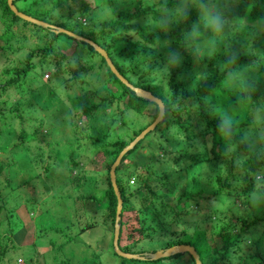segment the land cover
<instances>
[{
	"label": "rangeland",
	"instance_id": "374dc122",
	"mask_svg": "<svg viewBox=\"0 0 264 264\" xmlns=\"http://www.w3.org/2000/svg\"><path fill=\"white\" fill-rule=\"evenodd\" d=\"M91 1L95 5L91 10L94 18L92 14L88 15L90 20L82 28V33L84 37H91L103 47L102 40L106 37L107 41L110 38V33L106 31L105 35L101 34L106 29L100 27L102 21L114 18L113 11L119 9H144L143 13L136 15L131 21L140 26L145 25L143 28L147 31L154 30L153 44L142 39L133 30H130L129 34L133 35L132 40L151 45L152 48L157 47V51L161 52L164 60L162 59L161 66L154 70L156 72L153 74V80L160 82L164 88L168 80L166 75L170 73V70L167 69V64L170 61L165 60L168 59V53H171L169 56H173L175 53L174 60L177 62L180 58V44L173 43L167 31L171 26L170 20H176L181 14H185V9L187 12L192 10L191 15L194 19L191 23L193 28L187 27L188 31L185 33L188 35L185 37H190L192 40V44L187 48L192 56L189 57L190 68L188 71L186 69V72L183 71L181 75L176 73L175 81L186 84L188 90L198 87L204 78H208L212 74L211 69L205 65L202 59L207 60L213 55V52L221 50L214 58L217 64H221L222 62L218 58L230 55L228 38L231 35L228 34L229 31L222 32L217 36L218 42H216L212 39L215 33L198 23L200 0H167L165 2L167 7L162 8H159L160 0H125L124 2L116 0L113 9L105 4V0ZM206 2L215 11L222 14L224 21V14L233 9L236 4V0H206ZM17 6L23 11V14L44 22L52 24L64 22L58 21L62 16L65 17L62 15V10L54 9L45 0L18 1ZM161 6H165V4ZM155 8L164 11L158 12V16L155 15L157 12ZM169 11H173L172 14ZM15 20L14 29L29 30L41 27L34 23H25L20 19ZM232 20L240 21L239 18ZM7 21L11 22L10 18H7ZM231 22V20L225 21L224 26H232ZM244 23L245 20H242L239 25ZM62 24L66 26V29L77 30L70 23ZM2 27L4 24L0 23V29ZM263 30L262 23L257 25V22H254L249 26L245 35L248 43L242 52L249 53L251 41L255 40L254 37L258 31ZM115 34L117 35V30ZM58 35L54 45H58V51L62 50L65 53L62 63L67 71L51 75L50 66L45 67L47 64L37 63L36 67L30 69L24 78L25 82L15 85L17 92L13 91V87H8L5 90L4 105L11 104L10 98L16 97L15 104L18 106V111L13 113L16 117L21 116H19L22 119L21 125L27 132L37 130V134L34 133L36 137L33 142L26 139L31 145L28 150L29 156H32L30 164L35 167L30 168L27 165L28 157H21L19 168L17 164L5 171L15 174V179L11 181L13 189L10 195L13 196L14 192H20L22 189L26 205L32 207L30 210L32 213L37 210L36 213L39 212V215L27 214L24 207L19 212L18 217L23 225L18 226L11 235L13 246L8 243L9 247L0 264H58V262L63 263L64 261L66 264H194L186 252L156 260L121 258L114 254L111 242L112 226L103 217L104 203L99 197L105 186L107 165L113 155L108 151L110 148L104 147L102 144L116 139H124L128 142L129 138L133 137V131H137L149 122L155 107L152 102L146 99L148 101L146 108L142 113H136L129 107V99H132L130 91H127L120 99L109 101L107 97H113L112 93L116 96L124 88L107 72V67L100 56L87 47V44L74 42L62 33H58ZM42 40V38L10 40L4 43V46L8 43L12 48L4 49V51L10 55L12 62L16 59L22 60L26 52L37 46H42ZM121 40H124L122 36L117 38V42ZM256 47L260 51L264 49L262 40L257 41ZM75 51L79 56L78 59L73 54ZM114 57L112 59L116 61L118 58ZM37 60L38 55H35L32 61ZM120 62L132 64L127 60H120ZM9 65V61L7 62L4 58V53L0 54V70L2 71ZM261 65L264 66V60L261 61ZM248 68L249 70L243 76L249 78L246 82L247 86L254 89L256 83L264 79V72L252 66H248ZM132 69L133 72H127L129 79L141 81L143 71L141 65ZM235 82L237 81H228L231 85ZM27 87L33 89L30 90ZM160 90L168 102H172L171 105L176 101L187 102L189 100L187 97L180 96V91L176 90L174 94L176 101H172L169 97L172 94L171 89ZM217 101L220 103L221 110L227 113L228 118H231L226 107L230 100L219 95ZM92 103H99V105L86 116L83 115L82 107L86 108ZM261 103L247 107L245 115H243V111L235 112L238 113V120L247 121L242 129L240 128V132L250 150L264 152V101ZM238 107L244 108V105ZM192 111L196 118H200L198 106H194ZM158 123L155 130H150L145 137L141 138V143H139L141 145L138 149L127 152L115 169L116 175L125 182L132 164L135 165L137 173H144L143 168H147L150 173L146 183L150 188L156 190L157 194L153 201L154 208H146L145 212L135 209L128 210L125 207L122 209L121 219L119 218L118 247L120 249L127 248L131 253H151L164 249L167 242L177 239L191 243L203 264H255L256 261H259V257L255 255L258 260H254L252 254L255 251H264V232L262 231L264 228V159L259 171L247 176L248 180L251 176L249 180L251 182L255 174L256 181L254 190L251 189L248 196L243 197L242 194H238V191L241 190L239 184L235 185L234 191L230 194H227L226 189L223 188L213 194L212 191L217 189L219 184L214 178L208 177V166L203 163L192 166L189 165L187 159L173 160V157L177 155L178 148H187V146L184 142L180 144V131L175 136H171L173 142H167L165 139L170 138L167 132L171 129L165 130L161 125V120ZM36 125L38 127L35 129ZM16 133H12L6 140L3 137L0 138L2 139L0 149L8 143L16 144L18 142ZM206 138L205 144H201L198 137L188 140L187 143L190 144L188 150L206 151L208 157L212 156L209 151V136ZM175 142H178L177 146H175ZM232 145L234 148L236 147V144ZM12 147L11 150H14ZM161 147L166 150L163 151L164 153H160L162 152L159 150ZM231 149V146H227L220 151L227 154ZM242 150L244 151V149ZM5 153L8 152L4 151L3 154ZM238 154V159L233 163L235 172H238V164L245 157L242 151ZM0 159L2 160L3 157ZM47 164L49 168L46 166ZM165 167H172L169 174L170 182L168 178L164 179L160 172L158 173L159 169H166ZM213 168L215 178L222 182L227 175L233 173L227 171L224 174L216 165ZM14 170L15 172H13ZM76 174L79 175L78 178L75 177ZM130 177L133 178L132 183L129 182ZM130 177L128 183L133 185L135 176L131 175ZM9 178H12L11 175ZM168 186L171 192L167 191L172 193L169 199L170 204L179 212L176 218L172 216V212L167 207L158 205L162 199L161 189ZM185 193H190L193 197L185 198ZM6 197L8 206H11L9 195ZM129 202L132 203V200L130 199ZM154 209L159 210L162 215L156 216ZM7 210L10 208L7 207ZM236 216L256 222L250 223L247 228L251 233L246 230L245 235L240 236H246L243 241H240L243 247L242 251L235 252V255L230 249L225 248L214 251L209 235L211 234L217 240L216 232L218 230L229 233L238 231L239 223L235 219ZM170 218L172 220H169ZM136 220L138 223L135 222ZM87 222L91 225L80 231L79 228ZM147 227L151 230L147 231L145 229ZM176 234L179 237L175 236ZM60 243L62 244L59 245ZM237 253L241 255L238 258Z\"/></svg>",
	"mask_w": 264,
	"mask_h": 264
},
{
	"label": "trees",
	"instance_id": "16d2710c",
	"mask_svg": "<svg viewBox=\"0 0 264 264\" xmlns=\"http://www.w3.org/2000/svg\"><path fill=\"white\" fill-rule=\"evenodd\" d=\"M18 1L23 0H13V5L17 8V10L21 11L20 8L17 6ZM49 4L53 6L54 9H61L62 10V16L58 21H64L62 23H70L72 27L76 28L77 30H73L70 28H67L69 31H72L75 34H78L82 37H84L82 33V28H84L85 24L88 20H90L88 17L91 13L92 8L95 7V5L92 3L91 0H45ZM116 0H105V4L109 6V8L113 9L114 3ZM124 2L125 0H119ZM167 0H160L158 4L160 5L159 8L167 7L165 3ZM97 2H100V0H97ZM165 4V6H161ZM155 8L157 12L153 10L155 15H158L157 13L160 11H164L162 9ZM144 9L140 8H123L119 9L118 11H113L115 14L114 18H110L109 20L102 21L100 27L106 28L103 33L105 35L109 31L108 40L105 39L102 40V43L104 44V47L97 43V41L93 40L91 37H86L93 42H95L97 45H99L101 48H103L108 57L110 58L112 64L116 68V70L119 72L122 77H124L131 85L135 87H139L145 90L150 91L153 95L160 98V100L163 102L164 105V114L161 119V125L167 129H171L169 132H167L169 139H165L167 142H173V139L171 136H175L180 131V144L183 142L186 144L187 148H178L177 155L173 157V160L181 159H187L189 161V165L195 166L197 164H205L208 166V177L214 178L215 181L219 184L217 189L212 191L213 194L218 192L221 188L226 189V193L230 194L235 189V185H240V191H238V194H242L243 197L248 196V194L251 193L254 190L255 187V174L253 176V179L251 182L249 181L251 176H249V180L247 179L248 175H252L253 173H257L259 169L263 165V159H264V152L263 151H253L250 150L249 145L244 141L243 134L240 132V128L247 123V121L241 122V120H238L237 115L235 111H243V115L247 114V107H253V105H259L262 104L261 102L264 101V79L260 82L256 83V87L252 89V87L247 86V80L248 77L243 76V74L249 70L248 66L255 67L259 69L260 71L264 72V66L261 65V61L264 60V49L258 50L256 47V43L258 40H262L264 43V30L258 31L255 35L251 46L249 47V53L246 54L245 52H242L245 48V45L248 43L247 38L245 37L246 33L249 30V26L252 25V23L257 22L258 24H263L264 27V0H236L235 7L231 9L229 12H226L224 14L225 21L231 20L232 26L225 25L223 30L219 33H215L214 36H212V39L216 42L218 37L222 32L229 31L228 34L231 36L228 38V44H229V50L230 55H223L220 56L218 59L222 62L221 64H217L214 60L215 56H217L220 51L213 52V55L205 60L204 58L202 61H204L205 65L208 66L212 74L208 78H204L202 80L201 84L198 87H195L193 89L188 90L187 85L180 82H176L175 78L178 74H183V71H188L190 68V62L189 57L192 56L190 52L187 51V48L189 45L192 44V40L190 37H185L188 35H185L187 33V27L193 28V25L191 24L194 19L192 17V10H189L187 14H181L179 18L176 20L171 19V26L168 28V36L171 38L172 42L175 44H180V58L179 61H175V56H169L171 53H168V59L170 63L167 64L168 71L170 70V73L167 74V82L166 87H162L160 85V82H157L153 80V74L156 72L154 71L156 68H159L162 64V59L164 60V57L162 56L160 51H157V47L152 48L151 45H145L143 43H140L138 40H132V34H129L130 30H133L134 33H137L142 39L145 41L150 42L153 44V39L155 37L154 30L147 31V29H144L143 26H140L136 23H133L131 20L138 14L143 13ZM0 23L2 25L4 24V27L0 29V54L4 53V58L8 62L9 66L5 67L0 70V138H4L6 140L7 137H9L12 133L17 132L16 136L18 139V142L16 144L8 143L5 144V146L0 149L1 150V157L3 159H0V262L5 257L7 248L9 247L10 243L12 245V239L11 235L13 232H15V229L23 225L21 223L18 214L20 211L23 210V207L25 208V212L29 215L36 214L39 215V212L32 213L30 210H32V207L30 205H26L25 196L23 198L22 196V189L20 192H14L13 196L10 195L11 190L13 189V186L11 185V181L15 179V174H10L5 172L6 169H9L11 167H14V165L19 164L22 160L21 157L26 158L27 165L30 168H33L35 166H32L30 163L32 161V156H29L28 150H30V143H28V140H31L33 142V139L36 137L34 133L35 131H26L22 124V119L19 116H15L13 113L14 111H18V106L15 104L17 102V98L14 97L10 98L11 104H5V90L8 87H13V91H16L15 85L17 83L25 82L24 78L28 75L30 69L33 67H36L37 63H44L47 64L45 67L50 66L51 75L62 73L67 71L64 64L62 63L65 58V53L61 50H57L58 45L55 46V40L58 39L59 35L58 33L55 34L52 32L49 28H33L29 30L24 29H17L13 28L15 27L13 24L16 21L15 19L21 18L14 15L8 8L6 4V0H0ZM23 12V11H21ZM173 11H169L170 14H172ZM25 13V12H24ZM159 16V15H158ZM13 19H12V18ZM92 17L94 18V15L92 14ZM7 18H10L11 22L7 21ZM233 18H239L240 21H233ZM38 19V18H37ZM242 20H245V23L243 25H239ZM25 23H29L25 20H22ZM62 23L58 24L55 23L56 26L60 25L62 28L66 29V26ZM52 24V23H50ZM53 24V25H55ZM25 27V26H24ZM149 28V27H148ZM44 29V30H43ZM46 30V31H45ZM117 30V35L115 34V31ZM51 34H50V33ZM63 34V33H62ZM65 36V34H64ZM67 36V35H66ZM102 36V35H101ZM120 36L123 37L124 40H121L120 42H117V38ZM69 37V36H68ZM30 40V39H43V45L37 46L34 49L29 50L25 53L24 58L22 60L16 59L13 62L10 59V55L4 51V49L12 48L8 43L4 46V43L10 41V40ZM74 42L78 41L79 43H84L83 41L76 40L72 37H69ZM57 41V40H56ZM76 48L78 46H75ZM87 47H89L92 51L93 48L87 44ZM74 48V47H73ZM56 49V50H55ZM17 51V49H16ZM97 53V52H96ZM73 54L76 56L75 58H79L77 55V52H73ZM98 54V53H97ZM38 55L37 61H32V58ZM99 55V54H98ZM78 56V57H77ZM100 56V55H99ZM117 57L116 61L112 59V57ZM114 57V58H115ZM74 58V59H75ZM102 62L105 64L103 58L100 56ZM118 60V62H117ZM120 60L124 61L127 60L129 63L132 64H123L120 62ZM178 60V59H177ZM76 62V61H75ZM141 65L142 71V79L139 81L131 80L129 79L127 72H133V67H137L138 65ZM106 65V64H105ZM107 67V66H106ZM107 72L113 77V79L122 87L124 88L121 92H118L116 96L112 93L111 98L107 97L109 101H113V99H120L123 95L126 94L127 91L131 92L132 99H129V107L135 111L136 113H142L143 110L146 108V101L145 99L139 97L138 95L134 94L133 91H131L128 87L124 86L110 71L108 68H106ZM185 71V72H186ZM71 73L73 71H70ZM160 73V72H157ZM149 74V78H148ZM162 75V73H160ZM70 75V74H69ZM46 77L48 75L46 74ZM229 80H235V84L231 85L228 83ZM159 85V86H158ZM28 88V87H27ZM171 89L172 94L169 96L172 101L175 100V91H180V96L187 97L189 100L187 102L184 101H176L175 104H172L168 102L166 97L162 94L160 89ZM33 89V88H28ZM125 90V91H124ZM219 95H222L229 99V104L226 106L229 110V113L231 115V118L227 117V113L225 111H222L219 107L217 97ZM244 105V108H239V105ZM7 105V106H6ZM97 105L99 103H92L90 106L83 108L81 110V113L83 115H87L90 111L93 109H96ZM194 106H198L200 108L201 116L200 118H196L194 115L192 109ZM155 110L153 111L151 115L152 121L154 118L157 108L154 105ZM81 108V107H80ZM242 113V112H241ZM239 117V116H238ZM241 117V116H240ZM226 118L230 119L231 121V129L230 133H225L220 129V124L223 120ZM148 122V123H149ZM148 123H146L144 126H146ZM159 123H157L153 130L157 127ZM18 125V126H17ZM143 126V127H144ZM38 127L37 125L35 126ZM139 128L137 131H133V137L143 128ZM147 134V133H146ZM145 134V135H146ZM106 135V134H105ZM145 135L143 137H145ZM159 135V132H158ZM209 136V142H210V148L209 151L211 152L212 156L208 157L206 155V151H189L188 147L190 144H188V140L194 139L195 137H198V140L201 144L206 143V137ZM129 138V141L133 138ZM28 139V140H26ZM2 139H0L1 141ZM141 139L130 149L136 151L138 147L141 145L139 143ZM246 144H245V143ZM178 142H175V146H177ZM127 142L124 139H116L111 142H104L102 146L109 147L111 154L113 155L109 164L107 165L106 170V176H105V186L103 190L101 191V195L99 196L103 203V217L111 226L113 225V217H114V210H115V195L113 193V190L111 188V185L109 183L108 179V168L110 163L113 161L114 157L118 153V151L125 145ZM232 144H236V147ZM13 146V147H12ZM181 146V145H180ZM231 146L232 149L227 153L224 154L221 151L227 147ZM11 147L14 150H11ZM244 149V151L242 150ZM128 150L127 152H129ZM160 153H164L163 151H166L163 147L159 148ZM221 150V151H220ZM4 151H7L8 153L3 154ZM243 152L245 154V157H243L239 164H238V172H235L233 170V163L235 160L238 159L237 155H239V152ZM125 152L121 159L124 157V155L127 153ZM0 157V158H1ZM158 159V157H156ZM120 159V161H121ZM119 161V163H120ZM167 161V160H166ZM119 165V164H118ZM117 165V166H118ZM214 165L218 166L220 168V172H223L226 174L227 171H232L233 173L226 176L224 182H222L219 179L215 178L214 175ZM46 166L49 165L47 164ZM45 166V167H46ZM116 166V167H117ZM115 167V169H116ZM227 167V168H224ZM166 169H159L158 173L160 172V175L162 178L166 179L168 178L169 182L171 181V178L169 177V174L172 170V167ZM144 173H137V169L135 165L132 164L131 170L128 174V177L126 178L125 182L124 180L116 175V170H114L115 173V183L117 186V190L120 194L121 198V212H120V219H121V213L122 209L125 207L126 209H135L137 211L145 212L146 208H154V198H156V190H153L149 187V185L146 183V180L149 175V171L147 168H143ZM176 168L174 169V171ZM264 170V169H263ZM15 172V170L13 171ZM12 172V173H13ZM9 175H11L12 178H9ZM133 175L135 176V183L133 185L128 183V178ZM243 175V176H241ZM14 176V177H13ZM76 178L79 177V175H75ZM9 193H8V191ZM170 187H163L161 189V196L162 199L159 201V207H167L171 212L172 216L176 218V216L179 215V212L176 211L175 207L170 204ZM24 193V192H23ZM10 197V204L11 206H8L7 204V197ZM236 195V194H234ZM185 198H192L193 195L190 193H185ZM237 196V195H236ZM12 197V198H11ZM132 200V203L129 202V200ZM196 203V202H195ZM10 208V210L6 211V208ZM143 210V211H142ZM156 216L159 214L162 215V213L159 212V210L154 209ZM17 212V213H16ZM119 219V221H120ZM236 221L239 223V230L233 231L231 233L227 231H217L216 235H218V239L215 240V237L209 235L210 242L212 243V246L214 248V251L220 250V249H230L233 252V255H235V252H241L243 247L240 244V241L244 240L246 236L240 237L245 235V231H248L249 224H254L256 222H251L247 220L246 218H243L241 216L235 217ZM143 220V219H142ZM169 220H172L171 218ZM144 221V220H143ZM138 223V221H135ZM120 223V222H119ZM91 223L87 222L82 225L79 230L82 231L83 229L90 226ZM147 231L151 230L145 228ZM264 232V228L262 230ZM171 233H174L172 231H169ZM251 233L250 231H248ZM120 233V232H119ZM175 236H178L176 234ZM217 237V236H216ZM181 239V238H180ZM119 240V235H118ZM117 240V243H118ZM217 242V244H215ZM191 244L187 241L182 242L178 241L177 239H172L169 242H167V246L174 245V244ZM60 243L59 245H61ZM192 245V244H191ZM13 246V245H12ZM123 251H127L126 249H121ZM114 252V251H113ZM138 253V252H137ZM237 253V258L241 255ZM115 254V253H114ZM255 255L259 257V261H256L255 264H264V251H255L254 254H252V258L254 260L256 259ZM191 259V257H190ZM192 260V259H191ZM56 261L55 259L53 260ZM202 262V261H201ZM58 264H66L65 261L63 263ZM68 264V263H67ZM203 264V262H202ZM246 264V263H244Z\"/></svg>",
	"mask_w": 264,
	"mask_h": 264
},
{
	"label": "water",
	"instance_id": "95a60500",
	"mask_svg": "<svg viewBox=\"0 0 264 264\" xmlns=\"http://www.w3.org/2000/svg\"><path fill=\"white\" fill-rule=\"evenodd\" d=\"M13 0H6V4L10 11L17 17L21 18L22 20H25L30 23L37 24L41 27H47L49 28L52 32L56 33H63L69 37H72L76 40L83 41L84 43H87L90 45L95 52H97L104 60L107 68L109 71L126 87H128L131 91L134 92V94L138 95L139 97L143 99H147L149 102H152L156 108L157 112L152 119L144 128H142L130 141L127 142L116 154L114 157L113 161L109 165L108 168V179L109 183L111 185V188L113 190V193L115 195V210H114V217H113V225H112V247L113 251L116 255L122 257V258H130V259H138V260H144V259H149V260H156L158 258H163L167 257L176 253H181V252H186L190 255V257L193 260L194 264H202L200 261L199 255L196 252L195 248L192 245L189 244H176V245H171L168 246L164 249H159L157 251H154L152 253H129L122 251L118 248L117 245V239H118V233H119V218H120V212H121V198L120 194L117 190V186L115 183V167L119 164V161L122 157V155L130 150L143 136L152 130L154 126L162 119L163 114H164V105L163 102L160 100V98L156 97L153 95L150 91L135 87L131 85L122 75L119 74V72L116 70L114 65L112 64L110 58L108 57L106 51L101 48L99 45H97L95 42L92 40L82 37L78 34L73 33L72 31H69L67 29H64L62 27H58L56 25L44 22L42 20L30 17L28 15L23 14L17 8L13 5L12 3Z\"/></svg>",
	"mask_w": 264,
	"mask_h": 264
},
{
	"label": "clouds",
	"instance_id": "9594fccd",
	"mask_svg": "<svg viewBox=\"0 0 264 264\" xmlns=\"http://www.w3.org/2000/svg\"><path fill=\"white\" fill-rule=\"evenodd\" d=\"M198 9H199V21H198L199 24H202L207 29H211L213 33H219L223 30L224 23H225L224 17L222 16L221 13L215 11L214 8L208 2H206V0H200V2L198 4ZM185 14H187V9H185ZM193 30L195 31L196 29L194 28ZM173 56H175V53L173 54ZM219 127L225 133H230V129H231L230 119L226 118L225 120H223ZM118 235H119V233H118ZM179 244H181V243H179ZM182 244H184V243H182ZM117 245H118V243H117ZM174 245H176V244H174ZM189 245H191V244H189ZM125 252H127V251H125ZM129 253H131V252H129ZM141 253H145V252H138V254H141ZM144 260H149V259H144Z\"/></svg>",
	"mask_w": 264,
	"mask_h": 264
},
{
	"label": "built area",
	"instance_id": "2783aa9c",
	"mask_svg": "<svg viewBox=\"0 0 264 264\" xmlns=\"http://www.w3.org/2000/svg\"><path fill=\"white\" fill-rule=\"evenodd\" d=\"M129 182H130V183L133 182V178H132V177L129 178Z\"/></svg>",
	"mask_w": 264,
	"mask_h": 264
}]
</instances>
